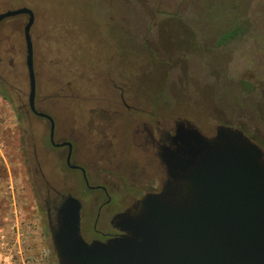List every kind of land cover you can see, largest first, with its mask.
Wrapping results in <instances>:
<instances>
[{"label":"rangeland","instance_id":"1","mask_svg":"<svg viewBox=\"0 0 264 264\" xmlns=\"http://www.w3.org/2000/svg\"><path fill=\"white\" fill-rule=\"evenodd\" d=\"M21 6L35 15L36 106L56 119L59 138L98 159L90 184L119 171L97 146L116 154L113 165L135 157L140 121L171 130L187 120L207 136L230 125L264 151V0H0V12ZM26 22L25 14L0 22V264H58L46 189L76 196L86 228L97 205L49 144L48 125L17 112L29 91Z\"/></svg>","mask_w":264,"mask_h":264},{"label":"water","instance_id":"2","mask_svg":"<svg viewBox=\"0 0 264 264\" xmlns=\"http://www.w3.org/2000/svg\"><path fill=\"white\" fill-rule=\"evenodd\" d=\"M27 15L25 63L30 109L35 108V73L30 29L35 15L21 6L0 12V22ZM166 180L116 214L122 233L104 241H86L80 232V200L73 194L56 209L50 229L58 264H264V151L243 130L218 124L211 136L187 120L175 123L170 145L163 147ZM83 176L88 180L83 168Z\"/></svg>","mask_w":264,"mask_h":264},{"label":"flooded vegetation","instance_id":"3","mask_svg":"<svg viewBox=\"0 0 264 264\" xmlns=\"http://www.w3.org/2000/svg\"><path fill=\"white\" fill-rule=\"evenodd\" d=\"M36 102L37 94H35L36 110L38 112L49 114L54 120V142L60 143L64 141H70L72 143L70 163L72 165H76L77 167L72 168L66 162V157L69 149L67 145L56 147L51 144L49 137L50 121L47 117L40 116L30 109L28 103V95L27 104H20L17 112H29L34 116L42 119L43 123L48 125V141L51 147L61 150V157L64 158L66 167L80 173L86 188L95 192V195L92 199L97 205L96 214L93 221L91 222V226L87 228L82 224L83 210L81 204L80 232L82 237L86 241L90 242L93 240L104 241L106 239L119 236L122 232L115 227V224L113 222L115 215L132 205L143 194L159 191L163 183L165 182L167 175L165 163L162 158L163 147H165L166 145H170V138L174 133L175 123L179 120H176L174 122V127L171 130H165V128L160 125L159 122H156L155 126L152 125V122L140 121L136 123L133 128L134 136L132 138L135 157H133L131 161L124 167L119 160L115 165H113L116 161V154H108L110 148L105 149L107 147H103L104 145L97 146L96 150H100L102 152L101 154H99L100 159H105L107 161V164H111L113 168H116V171H119L115 176L109 175L111 173L110 171L109 173L106 172L104 175H98L103 179L99 183L90 184L89 170L90 166L93 165L91 164V162H94L95 164V161H97L98 159H93L91 157L85 158L83 153H78L73 138L64 136L59 138L60 128L57 124L56 119L47 111V107H37ZM124 104L129 107L125 102ZM81 168H83L85 171L88 184L84 179ZM101 170L103 172L106 171L104 168H101ZM116 171L113 173H116ZM50 190H53V192L55 193L54 198H50ZM46 193L47 198L45 199V214L47 217V227L50 231V229L54 228L56 225L55 215L57 207L60 205L63 198L71 193L63 194L54 187H48L46 189ZM127 193H133L134 196H131V201L129 204L125 203L128 200V195H126ZM117 205H121V207H118ZM99 220L105 222V225L100 228L97 227V223Z\"/></svg>","mask_w":264,"mask_h":264},{"label":"trees","instance_id":"4","mask_svg":"<svg viewBox=\"0 0 264 264\" xmlns=\"http://www.w3.org/2000/svg\"><path fill=\"white\" fill-rule=\"evenodd\" d=\"M236 34V29L234 30H229L226 33H224L221 37V41H225L227 39L233 38Z\"/></svg>","mask_w":264,"mask_h":264}]
</instances>
